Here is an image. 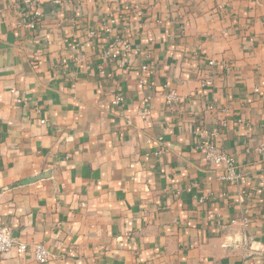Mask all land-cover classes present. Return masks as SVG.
<instances>
[{"label": "crops", "instance_id": "obj_1", "mask_svg": "<svg viewBox=\"0 0 264 264\" xmlns=\"http://www.w3.org/2000/svg\"><path fill=\"white\" fill-rule=\"evenodd\" d=\"M38 9L0 0V226L42 264H264V0Z\"/></svg>", "mask_w": 264, "mask_h": 264}, {"label": "built area", "instance_id": "obj_2", "mask_svg": "<svg viewBox=\"0 0 264 264\" xmlns=\"http://www.w3.org/2000/svg\"><path fill=\"white\" fill-rule=\"evenodd\" d=\"M23 4L30 8L34 17L39 15L38 2L39 0H22ZM112 56H115L114 53ZM213 64V61H210ZM146 70V67H143ZM148 73H151L150 69H147ZM207 83L210 81L207 80ZM178 99V95L174 90H170L166 96L167 103H172ZM20 98H15V102H20ZM121 101V97L117 96L114 103ZM205 159L212 164H222L226 168V174H223L220 178L222 179H236L237 173L233 170V159L231 156L223 152L217 145L213 143H206L204 146ZM261 148V147H260ZM264 150V147L261 148ZM264 214V209H263ZM30 251L34 259L38 263H46L50 256L48 249L41 243H33L28 245L24 242L17 241L12 231L5 227L0 226V256L13 252L16 256H22L26 252Z\"/></svg>", "mask_w": 264, "mask_h": 264}, {"label": "water", "instance_id": "obj_3", "mask_svg": "<svg viewBox=\"0 0 264 264\" xmlns=\"http://www.w3.org/2000/svg\"><path fill=\"white\" fill-rule=\"evenodd\" d=\"M49 176V172H44L42 174H39L35 177H31V178H28V179H25L23 181H21L23 184H26V183H30V182H33L35 180H38L40 178H44V177H48Z\"/></svg>", "mask_w": 264, "mask_h": 264}]
</instances>
